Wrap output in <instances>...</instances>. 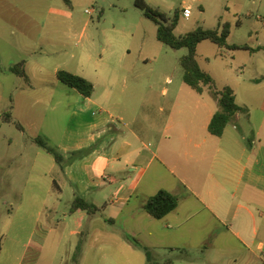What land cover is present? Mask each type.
Returning a JSON list of instances; mask_svg holds the SVG:
<instances>
[{"label": "rangeland", "instance_id": "1", "mask_svg": "<svg viewBox=\"0 0 264 264\" xmlns=\"http://www.w3.org/2000/svg\"><path fill=\"white\" fill-rule=\"evenodd\" d=\"M137 1L0 0V82L6 95L0 114L10 109L13 97V117L27 125L23 133L0 121V264H147L141 250L120 252L116 236L102 234V221L88 223L102 211L93 217L82 210L71 213L81 196L64 182L53 156L30 141L40 137L61 154L57 144L85 100L58 80L59 71L91 82L94 99L116 119L160 124L184 115L186 95L197 96L183 80L180 60L188 51L159 42L157 25ZM142 1L170 19L181 12L178 37L198 28L216 30L221 23L229 26L230 44L264 47V0ZM187 7L190 19L183 17ZM197 53L216 88L237 91L241 105L248 97L245 88L264 82V51L239 50L221 58L219 48L206 41ZM22 62L31 80L24 97L17 91L26 82L10 72ZM51 228L50 243L41 251L35 243ZM151 251L157 258L172 256L167 249ZM196 253L193 247L187 255Z\"/></svg>", "mask_w": 264, "mask_h": 264}, {"label": "crops", "instance_id": "2", "mask_svg": "<svg viewBox=\"0 0 264 264\" xmlns=\"http://www.w3.org/2000/svg\"><path fill=\"white\" fill-rule=\"evenodd\" d=\"M26 84L17 91L23 97L31 86ZM255 87L245 88L248 97L242 105L235 92L243 111L222 137L209 132L219 106L208 86L202 94L189 87L197 96L186 95L184 115L160 124L116 119L94 95L85 98L57 148L67 159L76 151L90 152L64 171L55 163L75 197L79 194L102 209L100 218L88 217V223L102 221V234L115 235L120 252L129 248L146 253L147 248V264H264V82ZM5 97L0 82L1 103ZM11 102L13 112V97ZM19 123L25 133L26 123ZM160 191L176 196L179 204L158 220L144 206ZM51 233L52 228L35 243L39 250L50 243ZM193 247L196 256H188ZM155 249H167L172 256L157 258L151 251Z\"/></svg>", "mask_w": 264, "mask_h": 264}, {"label": "trees", "instance_id": "3", "mask_svg": "<svg viewBox=\"0 0 264 264\" xmlns=\"http://www.w3.org/2000/svg\"><path fill=\"white\" fill-rule=\"evenodd\" d=\"M137 5L145 11V16L157 25V39L159 42L175 51L187 49V55L180 60L184 71V83L199 94L203 93L204 87L208 86L211 88L213 96L218 101L219 109L211 120L209 132L216 137H222L229 123L238 113L242 112L243 109L237 104L236 94L233 89L226 87L223 90H217L212 76L200 67L197 53L198 46L206 41L215 44L219 48V56L221 58H227L229 53L239 50H251L252 52L264 51V47L258 48L255 51L247 46L230 44L228 41L230 37L229 26L228 24L221 23L216 30L198 28L178 37L176 36L175 31L182 16L181 12H176L174 17L170 19L167 18L165 14L150 8L142 0L137 1ZM10 72L30 84V78L25 71L23 62L11 67ZM57 78L61 83L76 90L86 99L92 98L95 93V86L82 76L67 71H59L57 73ZM0 119L3 123L15 125L19 131H25L24 127L14 119L11 109L4 112L0 116ZM33 142L40 148L44 149L47 153L51 154L61 168H63L66 163L70 164L71 162L86 156L90 152V150L74 152L69 161H66L56 149L52 148L40 137L34 139ZM178 204L179 200L176 196L166 191H160L146 202L144 209L153 218L160 220L175 211ZM79 210L87 212L92 217L102 211V209L95 204L78 196L72 204L71 213ZM132 241L136 246L142 247L135 239H132ZM143 249L150 259L149 250L145 247H143ZM79 252H81V243L77 247V253Z\"/></svg>", "mask_w": 264, "mask_h": 264}, {"label": "built area", "instance_id": "4", "mask_svg": "<svg viewBox=\"0 0 264 264\" xmlns=\"http://www.w3.org/2000/svg\"><path fill=\"white\" fill-rule=\"evenodd\" d=\"M183 17L185 19H190L192 17V10H191V8H184L183 9Z\"/></svg>", "mask_w": 264, "mask_h": 264}]
</instances>
